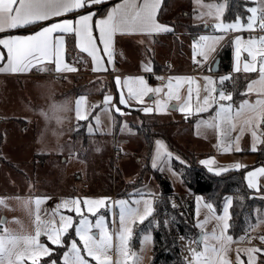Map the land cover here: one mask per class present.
Returning a JSON list of instances; mask_svg holds the SVG:
<instances>
[{
	"label": "crops",
	"instance_id": "crops-1",
	"mask_svg": "<svg viewBox=\"0 0 264 264\" xmlns=\"http://www.w3.org/2000/svg\"><path fill=\"white\" fill-rule=\"evenodd\" d=\"M122 2L123 0H104L103 3L93 5L91 8L82 9L80 11L84 14L92 13L93 21H95L96 19L105 17L109 9ZM139 2L143 3V0H139ZM163 2L164 0H160L157 20L161 24L170 26L173 31L153 33L151 35L140 33H116L112 38V63L107 62L109 57L103 51V44L99 43L98 31L94 29V36L97 38V57L102 65L100 70H93L95 66L93 58L77 46L74 33L56 32L53 33L54 41L57 37H62L64 41L62 52L64 63L75 67L77 69L76 71L57 72L54 63L44 61L36 64L27 72H0V162L12 163L11 166L15 171H24L21 170L24 167L20 168L18 163L27 159L26 153L23 150V142H29L28 144L30 145H51L57 144V140L61 138L64 139L62 144H76L78 145L77 147L80 148V152L83 155L86 154L88 152L87 146L90 138L101 140V138L107 136V134H103L104 132H100V129L105 130L107 127L104 116L105 110L107 109L103 101L106 95H110L113 105L108 108V112L112 114V123L110 122L112 125V135L110 137L117 142V146L114 144V148L119 150V148L123 147L126 150L129 149L132 154L146 152V141L144 137L137 132V128L138 126H142L145 121L148 122V120H152V118L160 120L161 122L159 123L161 124L170 126H180L182 123L189 124L191 129L187 132H179L177 137L178 140H183L184 145L188 146L189 150H191L190 152L197 158L198 163L208 171L212 169L210 172L217 175L228 171L244 170L248 188L257 197L264 200V176H257L255 178V187L250 188L248 184V173L264 167V123H261L258 127L253 125V127H256V131L260 136V139L254 142L251 130L244 124L250 114L245 113L241 117L234 118L230 122H220L214 119L220 104H231L233 106L234 115L235 110L239 108L243 101L247 100L249 103H255L258 97L264 95V93L258 91V89L262 87L258 83L253 84V91H248V85L253 81L259 80V64L257 63V71L255 72H245L243 70L244 64L251 61V57L248 56V52L245 48L248 40L252 38H247V34L241 32L223 34V39L217 41L213 45L214 51L208 53L206 63L213 60L214 65L219 50L229 41L232 46L231 69L226 73L213 74L212 71L207 70V73L194 75L191 71L195 61L193 62V60L185 56V53L178 51L180 56L174 54V59L171 61L165 60L171 54V51L167 53V55L156 56L154 54L152 45L156 39L160 37L175 39L173 26L167 24L165 20L163 22L160 20ZM107 5L109 6L102 14L98 12L99 9ZM64 18L74 20L78 19V16L75 13H67L64 17H55L52 21H45L43 23L45 26H48L50 23L61 22ZM247 18L243 21H247ZM199 27H201V30H198V32L205 31L203 32L205 36L213 37L217 34L209 30L207 26L205 28L203 26ZM36 30H39V25L18 28L0 33V38H5L9 34L31 35ZM262 30L263 29H258L256 31ZM254 32H251L250 36H254ZM186 33L192 37L196 34V32ZM262 36L264 35H257L255 39L258 40L259 37ZM238 37L240 38L239 45L236 43ZM196 39L197 37H194V40ZM174 41H176V39ZM238 48L239 60L237 61ZM0 51L6 55V50H3L2 46H0ZM163 57L164 59H162ZM257 61H259V57H257ZM169 62L174 65V69L178 74L171 77L164 87L159 86L146 76L145 73L162 69ZM237 63H239L240 71H234ZM213 65H210L209 69L211 68L212 70ZM146 68H150L151 71H146ZM222 76H228L230 78L221 83L220 77ZM117 77H119L121 81L120 86L116 84ZM205 77H210L215 81L214 85H212V87L216 89V92L212 93L215 97V101L211 102L210 106L206 107L205 110L197 111V108L203 107L204 97L209 95V93L205 91L207 84V81L204 79ZM139 78H143L149 88H159L161 91L159 93L148 92L142 97V102H137L136 99L130 98L127 99V106L119 104V97L121 94L126 98L129 97L128 87H132L134 90L138 89L139 86L136 81ZM177 78L185 79L178 82ZM187 78H190L192 82L189 83ZM236 79H240V86L237 94L234 95V92L228 86L227 82L229 81L231 84H234ZM125 80H129L130 84L124 85L123 82ZM170 81L172 85L171 89H169ZM50 88H55L56 90L53 92L48 102L46 101V97L45 99L43 98L41 90ZM63 88L66 89L64 90L65 92H62ZM83 89H85V91ZM189 89H191L190 95ZM170 91L172 93L171 97L169 96ZM220 91H224L226 94L230 93L231 100L220 101ZM80 97L85 98L82 111L87 113V119L77 120L75 111L76 101ZM64 98L66 101H62ZM185 105H187L189 110L180 111V108ZM173 106L176 108H173ZM117 107L120 108V112L116 111ZM144 108H151L152 111L145 112L143 111ZM126 110H131L132 114L138 117L135 123H128L126 120L128 116ZM97 118L99 119V125H97ZM123 123L126 124L127 128H130L124 133L120 131ZM217 124L218 127L216 126ZM155 127H158L157 124H155ZM242 127L244 128L243 132H241ZM89 128L92 129L91 132ZM28 130L30 131L28 132ZM237 136H239L238 142L236 140ZM127 139L128 141H132L131 146L129 143L125 145ZM157 141L160 140H155L152 153V167L158 170L164 165V170L169 172L173 168V160L181 161V159L170 149L169 143L167 145L165 141H160L164 148L158 152ZM237 147L240 149L239 151H237ZM253 147L255 150H253ZM29 148L32 149L29 154H32L34 148L32 146ZM167 153H171V156L169 157ZM64 154L65 151L59 154L57 159L54 152L51 150L48 152L47 150L36 149L34 153L30 155V158L36 162H40V172L42 169L53 170L55 168L54 161L62 159ZM118 157V159L121 158V156ZM236 164H239L240 167L236 168ZM32 167L33 169H28L32 171L31 178L27 175H10V172H8V174L6 173L5 175L4 181L0 182L1 198H14L18 196V198H25V200L29 199L30 203H32L33 218L29 225L23 230L20 228V225L22 226V223H25L22 218L23 216L1 217V221L5 219V222L2 223L3 227L9 228L8 231L10 233L18 236L30 235L35 232V218L37 214L35 200H42V203L38 206L41 220H49L53 218L52 214L56 210V206L63 200L79 197V195L73 193L69 189L62 187L51 188L47 191H37L34 187L43 184L53 185V183L50 178L49 182L40 179V173L35 172L37 168L35 166ZM37 179L42 182L37 181ZM182 185L183 187L179 186L178 192L176 189H174V192H176L177 195L191 194V190L184 185L183 181ZM194 199V201H196V210L198 207H200V210H203L206 205L210 204L209 202V204L206 203V199L203 196L198 195L195 196ZM231 201H233V197ZM210 205L212 206V204ZM206 208L210 211L209 214L211 216L212 209ZM58 212L60 215L72 216L75 225L76 215L74 211L69 212L64 208H60ZM2 213L1 215H4L5 212ZM60 215L54 217L57 224H59ZM262 217H264V215H258L256 222L258 218ZM12 218L18 221L17 224L13 223L16 226L10 225ZM255 223L253 225H255ZM221 226L216 216H212L211 224L209 223V228L207 230L210 234L215 232L219 235ZM249 228H247L244 235L238 238H234L229 234V227L226 230V235L231 236L233 241L230 245L232 256L234 255L231 260L232 262L234 260L233 264H237V255L240 256L242 264H247L249 257L245 253V249L256 247L264 250V243L260 240V237L264 236V228L257 234L249 233ZM73 230L74 227L69 229L68 233L63 236L62 246L65 244V237ZM199 231L202 237L203 234H206V230ZM3 234L4 231L0 235ZM247 235H250L249 239H247ZM213 241L215 240L210 239L207 241V244L209 246L219 247L217 241H215V243ZM40 242L51 249L50 245L52 244L47 240V236L42 235L40 237ZM202 242H204L203 238ZM52 246L62 247L56 245ZM238 249L240 250L239 253L237 252ZM253 255L254 264H260L264 257V251ZM49 256L50 255L42 256L40 262ZM25 264H30V261H26Z\"/></svg>",
	"mask_w": 264,
	"mask_h": 264
},
{
	"label": "snow or ice",
	"instance_id": "snow-or-ice-1",
	"mask_svg": "<svg viewBox=\"0 0 264 264\" xmlns=\"http://www.w3.org/2000/svg\"><path fill=\"white\" fill-rule=\"evenodd\" d=\"M104 0H0V33H4L9 30H15L18 28H24L28 26L39 25V30H36L31 35H13L9 34L5 38H0V46L3 50H6V55L0 51V72H27L38 63L49 61L55 64V70L57 72L68 71L74 72L77 69L73 66H69L64 63L62 59L63 52V38H53V33L62 32L75 34L77 40V46L84 52H87L94 62V71L100 70L102 65L97 57V44L96 37L94 36V29L99 33V43L104 46V53L109 57L108 63H112V38L116 33H140L151 35L159 32H171L173 29L165 24H161L157 20V11L160 6V0H143L140 3L139 0H123L122 3L113 6L107 11L105 17L96 19L93 21V14H84L80 10L91 8L93 5L103 3ZM254 16L249 18L247 25L248 29L253 28V21L255 18L256 8L249 9ZM67 13H75L78 19L64 18L61 22L50 23L45 26L43 22L52 21L55 17H64ZM260 28L264 29V17H261ZM215 28L221 32L229 29L240 30L241 25L239 22L235 24L225 25L217 23ZM223 36L207 37L201 36L200 40L204 41L203 45H200L199 55L207 59L208 53L214 51L213 45L222 40ZM237 45L240 44V38L236 40ZM245 50L248 52V56L251 57L250 62H246L243 66L245 72L257 71V63L259 64V80L253 81L248 85V91H253V84H260L262 87L258 89L260 93H264V36L259 39H249ZM196 47L194 46V53ZM259 57V61H257ZM239 60V48L237 49V61ZM146 71H151L150 68H146ZM234 71H240L239 63H237ZM228 76L220 77V82L223 83L229 79ZM185 78H177V81H181ZM191 83V79L187 78ZM207 81L205 91L209 95L203 99V107L197 108V111L205 110L210 106L211 102L215 101V97L212 93L216 92V89L212 87L215 81L210 77L204 78ZM136 83L138 89L134 90L132 87H128L129 97L126 98L123 94L119 97V104L127 106V99L134 98L137 102H142V97L148 92L159 93L161 89L149 88L143 78H139ZM117 86L121 85L119 77L116 78ZM124 85H129L130 81L125 80ZM171 81L169 82V89H171ZM191 89H189V95ZM172 93L169 92L171 97ZM220 101L231 100V94H226L224 91L219 92ZM85 103V98L80 97L76 101V118L77 120L87 119V113L82 111V106ZM106 109L112 105V97L106 95L103 101ZM199 103V100H198ZM187 105L180 108V111H187ZM117 112H120V108H116ZM143 111L151 112V108H144ZM233 106L231 104H220L216 112L215 120L224 122H230L234 118H239L243 114L248 113L249 118L245 120V126L249 127L253 137V141L260 139L256 131L261 123H264V95L257 98L255 103H249V101H243L239 108L235 110L233 115ZM97 125H99V119L97 118ZM255 125L256 127H253ZM213 126V125H209ZM218 127V124L216 125ZM91 132L92 129L89 128ZM244 128H241V132ZM237 142L239 136L236 138ZM158 152L164 148L160 141H157ZM240 149L237 147V151ZM253 150L255 148L253 147ZM170 157L171 153H167ZM207 163V162H205ZM155 166V164H154ZM236 168L240 165L236 164ZM210 171L212 169H209ZM257 176H264V167L248 173L249 187H255V178ZM106 199V198H105ZM105 199H88L85 198L82 201L84 207L88 212L95 214L96 210L105 204ZM199 199V198H198ZM42 200H35L37 206V214L35 218L36 229L34 234L18 236L10 233L7 229L4 230V234L0 235V264H25L26 261H30V264H40V258L51 254V249L45 244L40 242L42 235L47 236V240L56 246L63 245V236L68 233V230L74 227L75 236L78 237V241L73 239L71 241L69 251L64 253L63 264H90L91 261H95V264H112L111 252L113 250V233L109 232L105 224V217L101 215L93 225L92 222L82 215L81 201L79 198L66 199L56 206V210L53 212L52 219L41 220L39 216V205ZM120 206L119 213V231L115 232L116 245L115 251L118 257H123V260L117 259L115 264H127L130 259L128 241L131 238V228L127 226V221L134 220L137 216L142 221L146 215L150 214L151 207L150 201H145L146 208L143 215H139V209L127 208L125 201L116 202ZM138 203V202H137ZM231 200H228L230 205ZM0 206L6 207L4 200H0ZM210 210L212 206L206 205ZM64 208L69 212L74 211L78 217H80L78 223L74 225L72 216L60 215L58 210ZM60 215L59 224L55 222L54 217ZM222 227L220 228L219 235L215 232L210 236L203 234V241L205 242L204 252L201 254L205 257L203 264H231L227 259V252L230 250V245L233 242L232 237L226 235V230L229 225L227 220L229 219L227 206L224 209V215L222 217H216ZM207 223V221H205ZM203 227V225H197ZM99 230L97 236L92 229ZM145 241L150 240V237L146 236ZM215 240L219 244V247L209 246L208 240ZM262 243H264V236L260 237ZM79 245H82L81 248ZM239 249L237 252L239 253ZM264 251L260 248L252 247L245 249V253L248 255L247 264H254V255ZM131 257H135L134 264H139V257H136L135 253H131ZM14 258V259H13ZM55 264V261L52 262ZM237 264H242L240 256L237 255Z\"/></svg>",
	"mask_w": 264,
	"mask_h": 264
},
{
	"label": "rangeland",
	"instance_id": "rangeland-1",
	"mask_svg": "<svg viewBox=\"0 0 264 264\" xmlns=\"http://www.w3.org/2000/svg\"><path fill=\"white\" fill-rule=\"evenodd\" d=\"M252 3V6L249 8H256L257 12L255 13V18L253 21V28L248 29L247 25L249 23V18L253 17L254 14L250 11L249 17L247 21H243L242 19H237L231 22H227L223 19L224 11L226 10L225 2H213V1H205V0H172L168 5L162 7L160 13V20L162 22L165 20L167 24L172 25L175 31L174 38L160 37L155 40L152 45V49L154 54L157 55H167V53L171 54L168 56L166 61H171L174 59V54L180 56L181 53H185V56L193 60V62L197 61L199 57L202 58L203 63H206V59L203 56L199 55L200 45H203L205 42L200 40L203 32H196L194 37H197L194 40V37L187 34V28L196 26H203L204 28L207 26L209 30L216 32V36H222L223 34H231L235 32L246 33L247 38H256V36H250L251 32H254L259 27L261 17H264V0H249ZM239 22L241 25L240 30L229 29L227 31H219L215 28L217 23H222L225 25L235 24ZM198 35V36H197ZM209 37V36H207ZM178 42V43H177ZM194 46L196 47V51L194 53ZM164 59V57L162 58ZM161 65V64H160ZM208 71H211V68H208ZM56 88V87H55ZM44 89L41 90L43 94V98H47L46 101H50L53 92L56 89ZM59 88V87H57ZM65 88H63L62 92H65ZM85 91V89H83ZM62 101H66L62 99ZM62 103V102H61ZM105 124L107 127L105 130L100 129V132H104L103 134H107L101 140H97L96 138H90L88 141V152L86 154H82L78 145H69L62 144L64 139H58L57 144L51 145H40V144H28L29 142H23V150L25 151V155L27 159L22 162H18L21 170L24 171H15L11 164L8 162H0V182L4 181L6 173L10 172V175H27L31 178V172L28 169L35 166L37 170L35 172H39L40 162H36L30 158V155L37 150H49L53 151L55 157L59 154L64 153V157L59 161H54L55 168L53 170L42 169L39 173L40 179L49 182V178L52 181L53 185L43 184L41 186H36L37 191H47L51 188H66L72 191L73 193L79 195L81 201V209L82 215L87 217L92 224H95V221L103 215L105 217V224L109 232L113 233V250L110 253L112 256V264H115L117 259L123 260V257H118L115 251V245L117 243L115 232L119 231L120 223H119V213L120 206L116 203L117 201H125V206L127 208L139 209V215L144 214V210L146 208L145 201H150L151 212L146 215L145 218L141 221L139 216H137L134 220L127 221V226L131 228V238L128 241L129 255L130 259H128L127 264H134L135 257H131V253H135L136 257H139V264H150L152 258V249H153V238L151 233H143L139 239V244L135 247L132 243V239L135 233V229L144 224L148 219H150L155 210V201L160 195L159 187L154 180L151 174H147L145 176V186L144 191L145 194H139L138 191L129 189V186H133L139 182L140 176L142 174L143 166L146 163V155H147V146L146 152L144 153H130L129 149L125 148H114V144L117 146L116 140L112 137V114L108 112V109L105 110ZM128 116L126 120L128 123H135L138 120V117L135 114H132L131 110H126ZM174 118V117H173ZM172 120V119H169ZM111 122V123H110ZM160 120H156L152 118V120H148V126L151 127V130L154 134H160L155 138V140L165 141L168 145V142L171 146L174 147V153L181 159L182 162L187 163L188 161L194 160L195 155L190 152L187 145H184L183 140H178L177 135L179 132H187L191 129L189 124L182 123L180 126H170L166 124H161ZM157 124V128L155 127ZM130 128L126 127V124L123 123L120 131L124 133L126 130ZM30 130H28L29 132ZM129 139V138H128ZM129 145H132V141H128ZM32 146L33 153L29 154L32 149L29 147ZM49 146V147H48ZM54 146V147H53ZM119 146V145H118ZM121 156L120 159H118ZM67 158V159H64ZM187 158L189 160H187ZM141 161H140V160ZM184 159V160H183ZM187 160V162H186ZM196 160V159H195ZM12 162V161H11ZM31 165V166H29ZM152 165V160H151ZM165 166L163 165L158 171L164 173V175L169 179L173 189H176L178 192L179 186L183 187L182 180L180 174L174 168H170L171 171H165ZM14 172V173H13ZM37 181H41L37 179ZM42 182V181H41ZM85 186V187H84ZM32 190V189H30ZM175 191V190H174ZM120 193V194H119ZM127 195H122V194ZM176 193V192H175ZM15 196L14 198H1L0 200H4L6 203V207L0 206V222L1 217L5 216L6 218L9 216L17 217L18 215L23 216V220L25 223L20 225V228L23 230L26 226L29 225L31 219L33 218L32 213V203H30L29 199L21 198ZM105 199V204L100 206L95 214L88 212L87 208L83 206V199ZM201 199V197H200ZM231 200L232 197H227L224 202L221 204L219 209H216L212 206V215L210 216V211L207 210L206 206L203 210H200V207L196 210L195 206V224L198 230H206L205 233L209 236L211 235L207 230L209 228V223L211 224L212 216L222 217L224 215V209L227 206L229 219L227 223L230 221V207L233 204L231 201L230 205L228 204V200ZM25 200V202H24ZM195 200V199H194ZM24 202V203H23ZM138 202V203H137ZM196 202V201H195ZM206 203H208L206 201ZM209 204V203H208ZM206 205V204H205ZM209 209V208H208ZM2 212H5L4 215ZM260 212V211H259ZM264 214V210L261 211ZM76 215V213H75ZM258 215V214H257ZM261 217V216H260ZM80 217L75 216V224L78 223ZM207 221V223H205ZM18 221L13 218L10 221V225L17 224ZM2 224V223H1ZM3 225V224H2ZM197 225H203V227H198ZM16 226V225H14ZM222 227V226H221ZM5 229H9L7 227H3ZM264 228V217L258 218L255 225L248 229L249 233L257 234ZM92 231L98 236L99 230L93 228ZM150 237V240L145 241V237ZM202 237V234H201ZM75 239L78 241V237L75 236V231L69 235L68 242L62 250H58L55 255H57V260H47L44 263L40 264H52L55 261V264H63L64 262V253L69 251V247L71 241ZM198 239V238H197ZM196 239V240H197ZM215 243V241H213ZM81 248L82 245H79ZM205 242H201L197 245V243L192 239L191 241H182V250L185 256V261L188 264H203L205 257L201 255L204 252ZM232 252L229 250L227 252V259L233 264ZM264 258V257H263ZM90 264H95V261H91ZM234 259V258H233ZM186 263V264H187ZM264 263V261H263Z\"/></svg>",
	"mask_w": 264,
	"mask_h": 264
},
{
	"label": "trees",
	"instance_id": "trees-1",
	"mask_svg": "<svg viewBox=\"0 0 264 264\" xmlns=\"http://www.w3.org/2000/svg\"><path fill=\"white\" fill-rule=\"evenodd\" d=\"M171 1L164 0L163 6L168 5ZM205 1L225 2L226 10L224 11L223 19L227 22L236 19L245 20L249 15V8L252 6L249 0ZM108 6L99 9L98 12L102 14ZM198 30H201V27L193 26L187 28L189 33L198 32ZM216 59L219 60V73H226L231 69L232 46L229 41L221 47ZM239 80L236 79L234 84L227 82L234 95L238 92ZM147 123L145 121L142 126L137 128V132L146 141L147 164L143 166L139 182L131 187L129 186V189L138 191L139 194H145L143 188L147 174L153 176L159 187L160 195L155 201V210L152 217L135 229L132 239L133 245L137 247L143 233L152 234L153 249L150 264H186L182 241H191L193 239L198 245L199 243L196 239L201 234L195 224V196H203L216 209L221 207L227 197H233L228 232L234 238L244 235L247 228L256 222L257 216L264 215L261 212L264 210V200L257 197L248 188L244 170L228 171L217 175L200 165L197 158L188 162L187 160L189 159L187 158V163H185L184 159V162L173 160V168L180 174L184 185L191 190V194L177 195L169 179L151 165L155 138L160 134H154ZM169 147L174 152V147L170 143ZM127 194L124 193L122 195ZM71 233L65 237L64 245L67 244ZM50 247L52 253L41 262L44 263L48 259L57 260L55 253L58 250H62L64 246L55 247L50 245ZM263 261L262 258L260 264H264Z\"/></svg>",
	"mask_w": 264,
	"mask_h": 264
},
{
	"label": "built area",
	"instance_id": "built-area-1",
	"mask_svg": "<svg viewBox=\"0 0 264 264\" xmlns=\"http://www.w3.org/2000/svg\"><path fill=\"white\" fill-rule=\"evenodd\" d=\"M254 35H264V29L262 31H256L254 32ZM210 65H213V60L203 63V60L201 57L197 59L196 62L192 65V74L194 75H201L204 73H207V70ZM146 76H148L150 79H152L154 82H156L159 86L164 87L169 79L171 77H174L178 74V72L175 71L174 65L172 63H167L162 69L154 70L149 73H145ZM4 231L3 225L0 222V234H2ZM250 238V235H247V239Z\"/></svg>",
	"mask_w": 264,
	"mask_h": 264
},
{
	"label": "water",
	"instance_id": "water-1",
	"mask_svg": "<svg viewBox=\"0 0 264 264\" xmlns=\"http://www.w3.org/2000/svg\"><path fill=\"white\" fill-rule=\"evenodd\" d=\"M212 73L213 74H217V73H219V60H215V63H214V65H213V68H212ZM173 108H176L175 106H173ZM5 222V219H2V221H1V223H4ZM197 242L200 244L201 242H202V237H201V235L198 237V239H197Z\"/></svg>",
	"mask_w": 264,
	"mask_h": 264
}]
</instances>
